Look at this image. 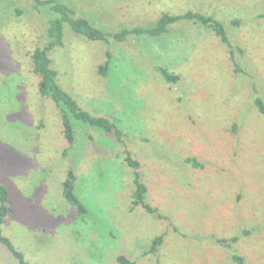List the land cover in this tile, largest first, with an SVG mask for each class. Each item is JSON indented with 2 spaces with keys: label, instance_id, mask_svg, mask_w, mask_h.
<instances>
[{
  "label": "rangeland",
  "instance_id": "374dc122",
  "mask_svg": "<svg viewBox=\"0 0 264 264\" xmlns=\"http://www.w3.org/2000/svg\"><path fill=\"white\" fill-rule=\"evenodd\" d=\"M58 1L105 33L151 26L162 12L213 15L232 53L191 23L163 38L107 44L64 26L63 44L49 52L58 83L124 135L118 143L75 122L68 145L57 108L38 94L31 61L49 43L48 8L0 0V183L13 209L2 235L32 264H118V256L132 264H234L232 254L264 264V115L254 104H264V0ZM106 51L112 64L101 77ZM164 66L179 75L177 84L159 76L155 68ZM127 154L155 214L133 208ZM68 169L88 209L83 219L62 196ZM160 235L158 253L148 254ZM0 264H18L1 245Z\"/></svg>",
  "mask_w": 264,
  "mask_h": 264
},
{
  "label": "trees",
  "instance_id": "16d2710c",
  "mask_svg": "<svg viewBox=\"0 0 264 264\" xmlns=\"http://www.w3.org/2000/svg\"><path fill=\"white\" fill-rule=\"evenodd\" d=\"M34 8L37 10L42 6L48 8L50 18L48 20L46 35L48 38V45L43 48H36L31 55V61L33 66V72L38 76V94L41 98H47L54 103L58 110L59 118L61 121L62 131L64 139L68 145L75 143V122L91 128L97 131H101L104 134L112 135L116 142L121 143L123 134L118 129L116 122L109 119L106 116L93 115L89 112L81 109L76 100L71 97L66 91H64L58 83V73L51 66V59L49 58V52L55 47H61L64 38V26H67L69 30L76 36L81 37L89 42H101L107 44L111 41L115 43H121L126 41L129 37L158 39L163 38L173 31L174 27L179 24L191 23L201 27L212 30L214 35L220 40V42L227 45L231 50L232 48L229 40L226 36L224 25L222 22L213 15H205L199 12L186 11L182 15H171L167 12H162L159 17L154 21L151 26L142 27L137 26L133 28H123L122 30L114 33H105L101 29L93 26L85 17L77 16L75 11L68 6L64 5L58 0H34ZM14 8V7H13ZM18 16H22V10L17 7L14 8ZM77 16V17H76ZM233 26H237V20L231 21ZM106 60L103 64L97 68V73L101 77H106L109 74L110 65L112 64V55L110 52L105 53ZM155 70L159 76L168 85L177 84L180 80L179 75L175 74L167 67H156ZM254 104L261 114L264 115V104L260 98H255ZM126 164L133 169V186L134 191L132 194L133 208H141L147 214H155L156 209L145 203L146 186L141 182L137 168L139 166L137 161H134L129 154L125 157ZM183 162L190 165L194 169H201L203 165L199 163L195 158H186ZM75 176L71 169L67 170L65 180L62 183V196L66 203L76 211V216L79 219H83L88 209L86 205L80 201L75 194ZM9 192L8 189L0 183V245L4 247L7 253L18 264H32L27 262L23 255L13 246L11 241L2 235L1 226L4 218L9 213H13V209L8 205ZM163 235L154 237L150 242L148 248V254L156 255L159 248L163 244ZM224 246H229V242L225 239L218 240ZM238 241V237H234L230 240V243ZM230 260L234 264H246L245 259L242 256L232 254ZM118 264H132L124 257L118 256L116 258Z\"/></svg>",
  "mask_w": 264,
  "mask_h": 264
}]
</instances>
